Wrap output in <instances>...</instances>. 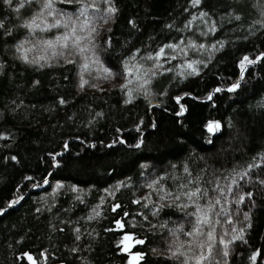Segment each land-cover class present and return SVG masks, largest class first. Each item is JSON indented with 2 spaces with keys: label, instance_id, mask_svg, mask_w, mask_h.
<instances>
[{
  "label": "trees",
  "instance_id": "trees-1",
  "mask_svg": "<svg viewBox=\"0 0 264 264\" xmlns=\"http://www.w3.org/2000/svg\"><path fill=\"white\" fill-rule=\"evenodd\" d=\"M46 2L0 0V264H127L124 234L138 264H264V0H108L91 26L119 79L210 22L196 71L164 60L132 96L22 58Z\"/></svg>",
  "mask_w": 264,
  "mask_h": 264
},
{
  "label": "rangeland",
  "instance_id": "rangeland-1",
  "mask_svg": "<svg viewBox=\"0 0 264 264\" xmlns=\"http://www.w3.org/2000/svg\"><path fill=\"white\" fill-rule=\"evenodd\" d=\"M63 2L76 5L77 14L72 16L60 13L58 16V13L53 10V6L51 9L41 6L33 18L38 17L36 22L40 23L41 28L56 24L57 21L60 22L59 26L45 31H41V29L32 31L28 39L21 44L23 48L20 53L26 54L29 60L44 56L45 59L40 61L42 64L57 61L74 62L77 66L78 89L97 90L122 87L127 96L135 95L138 92L147 95L152 90L155 71L165 63L164 60L180 58L184 69L189 73L194 72L198 66L193 63V59L197 60L205 56L209 48L205 37L211 31L210 22L206 17L200 16L192 26V34L174 45L162 47L163 54H160V49L155 54H132L129 56L124 62V76L119 79L99 61L94 28L91 26V16L99 13L98 10L107 7L108 0H63ZM73 30H75L74 35ZM66 35L69 36L67 41L69 47H63L62 39L57 42L58 37L63 38ZM46 41H51L53 46L49 48ZM74 42H76L75 46H73ZM27 49L32 50L27 51ZM83 81H87V83L81 87ZM176 99L178 98L176 97ZM132 244V237L124 234L121 239V247L128 254L127 264H138L140 254L129 252ZM28 257L31 256L26 255L30 264H36L33 258L29 260Z\"/></svg>",
  "mask_w": 264,
  "mask_h": 264
},
{
  "label": "snow or ice",
  "instance_id": "snow-or-ice-1",
  "mask_svg": "<svg viewBox=\"0 0 264 264\" xmlns=\"http://www.w3.org/2000/svg\"><path fill=\"white\" fill-rule=\"evenodd\" d=\"M6 3H11V0H5ZM194 3H199V0H194ZM44 7L47 8V9H51L52 7V0H47V2L44 4ZM110 12L112 11H115L114 9H109ZM38 19V17L36 19H33V21L31 23H28V24H25V27L29 28L30 30L32 31H35V29H41V31H45L49 28H55V27H58L59 26V21H57L56 24H51V25H46L45 28H41V25L40 23H37L36 20ZM75 34V30H73V35ZM63 40L64 43H63V47H69V45L67 44V41L69 40V36H64L63 38H60L58 37L57 38V42H59L60 40ZM47 44V46L49 48H51L53 46V43L51 41H46L45 42ZM76 42H74L73 46H75ZM171 47V46H169ZM23 48V45H21L20 48H18L17 50L18 51H21ZM32 49H27V51H31ZM82 51V50H81ZM163 49L160 50V54H163ZM22 58L26 61V62H30V63H35V64H39L41 60H44L45 57L44 56H40L39 59H33L31 61L28 60V57L26 54L22 55ZM244 60H248V57H245ZM69 63H71L72 61H68ZM251 63V61H249ZM85 68H87V65H85ZM87 81H83L82 84H81V87H83L84 84H86ZM236 87H239V85H234L233 86V89H230V90H234ZM219 91V89L217 90ZM215 128H219V124H216L215 125ZM209 131H214V127L212 125H209ZM200 192V189H196V191H192V192H188V193H184L185 195L188 196V198L191 200L193 197H196ZM195 202V201H193ZM15 203V202H14ZM117 207H119V205H117ZM202 223H208L209 221L207 220V218H204L202 221ZM209 238L211 239L212 238V234L209 233ZM138 243H143V241H137ZM224 255L226 256L227 255V252L224 253ZM29 260L32 259V257H28ZM203 259H207V257L201 255V257L199 258V260H203ZM199 260L197 261V264H199Z\"/></svg>",
  "mask_w": 264,
  "mask_h": 264
},
{
  "label": "water",
  "instance_id": "water-1",
  "mask_svg": "<svg viewBox=\"0 0 264 264\" xmlns=\"http://www.w3.org/2000/svg\"><path fill=\"white\" fill-rule=\"evenodd\" d=\"M246 68H247V65H246V66H243V69H242V71H241V75L245 72ZM239 81H240V78H239ZM20 201H21V200H20Z\"/></svg>",
  "mask_w": 264,
  "mask_h": 264
}]
</instances>
